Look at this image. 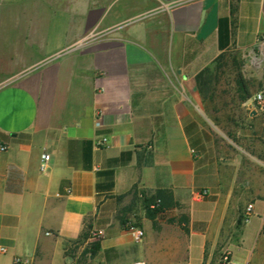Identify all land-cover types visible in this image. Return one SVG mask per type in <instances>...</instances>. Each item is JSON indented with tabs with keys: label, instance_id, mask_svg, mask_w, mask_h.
<instances>
[{
	"label": "crops",
	"instance_id": "1",
	"mask_svg": "<svg viewBox=\"0 0 264 264\" xmlns=\"http://www.w3.org/2000/svg\"><path fill=\"white\" fill-rule=\"evenodd\" d=\"M224 16L227 52L264 60V0H111L86 11L70 46L0 66V264H74L87 225L103 231L93 264H217L224 251L264 264V155L196 151L186 133L199 126L195 76L223 52Z\"/></svg>",
	"mask_w": 264,
	"mask_h": 264
},
{
	"label": "rangeland",
	"instance_id": "2",
	"mask_svg": "<svg viewBox=\"0 0 264 264\" xmlns=\"http://www.w3.org/2000/svg\"><path fill=\"white\" fill-rule=\"evenodd\" d=\"M109 1L0 0V66L10 72L43 60L48 52L70 46L83 27L86 11ZM219 64L223 73L214 83L213 95H200L203 111L196 119L202 144L218 157H260L264 155V119L249 117L254 107L252 97L246 102L239 99L236 78L239 73L243 76L253 96L264 84V60L236 51L228 52ZM131 223L140 225L137 221ZM97 238L71 244L68 253L74 264H93L103 259V253H91V243Z\"/></svg>",
	"mask_w": 264,
	"mask_h": 264
},
{
	"label": "trees",
	"instance_id": "3",
	"mask_svg": "<svg viewBox=\"0 0 264 264\" xmlns=\"http://www.w3.org/2000/svg\"><path fill=\"white\" fill-rule=\"evenodd\" d=\"M230 24L231 21L229 17L224 16L220 17L218 21V42H219V47L223 52L216 58L214 64V68L212 69L211 66L204 68L201 70L196 76H195V81H196V88L202 98L205 96L206 93L211 92L213 95V92L215 90L214 83H217L219 81V78L223 71H220V69L223 67L221 64H219V61H222L225 57V55L228 53L227 50L229 49V42H230ZM229 51V50H228ZM236 84H237V92L239 93V99L242 102H246L249 100L252 96L249 92L247 82L243 78V76L239 73L238 77L236 78ZM186 133L190 136L191 139V144L192 147L195 150L203 149V144L201 141V136L198 132L197 126L192 123L189 128L186 129ZM125 155L130 156V153H123L121 156L112 159L110 162L113 164H118L124 162L123 157ZM129 158V157H128ZM112 189V188H110ZM151 207L150 205H146L147 213L149 217H154L157 213H159L162 209V203L155 201ZM124 224H126V221H123ZM133 225L130 224L127 226L128 228H132ZM88 228H90V225H87L86 230L84 231V234L82 235V238H80L78 241H86L88 238L93 237L90 236L88 233ZM91 253L92 255H95L96 252L100 249V242L99 240H96L95 242L91 243Z\"/></svg>",
	"mask_w": 264,
	"mask_h": 264
},
{
	"label": "built area",
	"instance_id": "4",
	"mask_svg": "<svg viewBox=\"0 0 264 264\" xmlns=\"http://www.w3.org/2000/svg\"><path fill=\"white\" fill-rule=\"evenodd\" d=\"M252 103L254 105L253 107L254 110L262 112L264 114V84L258 91H256L253 94ZM95 123H96V126L98 127L101 125L99 116L96 117ZM106 142H107V138L103 137L101 141L99 142V144L104 145L106 144ZM5 150H6V147L0 142V151L3 152ZM49 163H50V155L46 152L42 153L41 158H40V163H39L40 172H47L50 168ZM252 208H253L252 205H248L246 207V214H249L252 211ZM102 232H103L102 230H96L92 233L91 236H93L94 238L100 237L102 235ZM131 235L135 242L137 243L141 242L144 238V230L140 226H133L131 228ZM0 252L6 253V249L1 247ZM13 264H28V263L23 258L17 256L13 259ZM127 264H146V263L143 260H137V261L130 262ZM217 264H233L231 253L229 251H224L221 254Z\"/></svg>",
	"mask_w": 264,
	"mask_h": 264
}]
</instances>
